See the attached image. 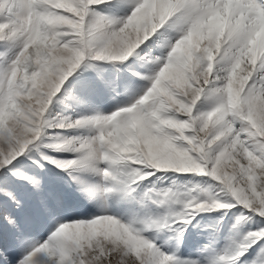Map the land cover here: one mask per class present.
<instances>
[{
    "label": "snow or ice",
    "instance_id": "snow-or-ice-1",
    "mask_svg": "<svg viewBox=\"0 0 264 264\" xmlns=\"http://www.w3.org/2000/svg\"><path fill=\"white\" fill-rule=\"evenodd\" d=\"M0 223L14 264H264V0H0Z\"/></svg>",
    "mask_w": 264,
    "mask_h": 264
},
{
    "label": "rangeland",
    "instance_id": "rangeland-1",
    "mask_svg": "<svg viewBox=\"0 0 264 264\" xmlns=\"http://www.w3.org/2000/svg\"><path fill=\"white\" fill-rule=\"evenodd\" d=\"M45 175L47 176L46 193L50 192L52 197H62L69 205H75L76 198L72 192L64 187L63 181L52 173H46ZM165 183H170V181L165 180ZM5 210H8L7 207ZM27 211L33 217V222L27 226V230L33 234L35 240L44 239L46 237V218L34 199L29 200ZM15 215L21 216L22 213H15ZM205 231H207V229H205ZM194 241L195 234H193V236L190 238V246H192ZM0 248L5 249L10 258L13 260V264L20 256V251L13 241L12 230L9 229L6 224L2 223H0ZM252 255H254V253L250 252L249 256Z\"/></svg>",
    "mask_w": 264,
    "mask_h": 264
}]
</instances>
